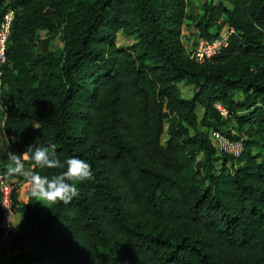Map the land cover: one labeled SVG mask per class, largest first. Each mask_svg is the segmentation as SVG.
Returning <instances> with one entry per match:
<instances>
[{"label":"trees","instance_id":"trees-1","mask_svg":"<svg viewBox=\"0 0 264 264\" xmlns=\"http://www.w3.org/2000/svg\"><path fill=\"white\" fill-rule=\"evenodd\" d=\"M191 1L0 0V20L13 14L0 175L9 152L54 145L94 177L73 182L69 204L42 207L29 191L19 201L13 187L20 219L0 264H264V0L204 2L196 17ZM187 21L197 39L231 32L195 61ZM210 131L240 141L239 155L218 152ZM35 171L51 179L66 166Z\"/></svg>","mask_w":264,"mask_h":264},{"label":"clouds","instance_id":"clouds-1","mask_svg":"<svg viewBox=\"0 0 264 264\" xmlns=\"http://www.w3.org/2000/svg\"><path fill=\"white\" fill-rule=\"evenodd\" d=\"M0 131L3 133V129ZM51 148L52 150L49 151L48 148L37 147L31 156L26 151L20 155L9 152L8 159L12 163L7 168V175L23 177L27 181L31 197L39 198L53 205L69 204L78 195V189L73 182H84L94 178L91 165L77 157L69 158L66 165L62 164L56 156L55 146L52 145ZM26 161L32 162L31 170L25 169ZM65 166L66 171L54 175L51 179L35 171L36 168L56 169Z\"/></svg>","mask_w":264,"mask_h":264},{"label":"built area","instance_id":"built-area-1","mask_svg":"<svg viewBox=\"0 0 264 264\" xmlns=\"http://www.w3.org/2000/svg\"><path fill=\"white\" fill-rule=\"evenodd\" d=\"M12 11L8 10L0 20V65L5 61V46L9 36V30L12 21ZM231 32L229 28H224L218 34L210 39L198 38L194 46L187 50L189 57L195 61L203 58H209L218 52L220 47L224 45L228 34ZM221 115L225 114V110L219 105H215ZM210 137L214 139L218 152H225L232 156L239 155L241 151V142L236 140H229L217 133H209ZM12 183L9 179L0 175V243L6 247L10 240L13 231L14 222L12 221Z\"/></svg>","mask_w":264,"mask_h":264},{"label":"rangeland","instance_id":"rangeland-1","mask_svg":"<svg viewBox=\"0 0 264 264\" xmlns=\"http://www.w3.org/2000/svg\"><path fill=\"white\" fill-rule=\"evenodd\" d=\"M216 1L217 0H192L187 7V11L191 15L196 17L201 13L202 3H204V2L210 3V2H216ZM40 37L41 38L45 37L44 31L40 32ZM197 37H198V33H197L196 28H195L194 22L187 21L181 28V41H182V44H183L186 51L194 46V43H195ZM130 42H131V40L129 38H125L120 33H116L115 38H114V43L116 45H128V44H130ZM60 47H61V41L59 40V38H54L47 45L48 50L55 51V52L60 50ZM178 88H179L180 95L182 97H189L190 96L191 86L184 85L180 82V83H178ZM195 112H196V115L198 117L201 115V109L200 108H196ZM229 129L234 130L233 128H229ZM232 130H231V133H234ZM0 140H1V145L3 146L5 143H4V137L2 134L0 135ZM215 166L217 167L218 163L215 164ZM7 179H9V181H11L12 186L15 189L17 199L19 201H22L23 197L25 195V191H28L27 181L23 178L17 179L14 176H9ZM37 199L40 201V204L42 207L48 205L47 201L41 200L39 198H37ZM19 219H20V216L18 214L14 213L13 217H12V221L15 223ZM2 249H4L5 251ZM10 253L11 252H8V250H6L4 246L3 247L0 246V255L1 256H5V255H8Z\"/></svg>","mask_w":264,"mask_h":264}]
</instances>
